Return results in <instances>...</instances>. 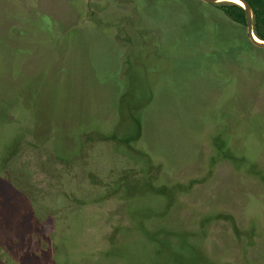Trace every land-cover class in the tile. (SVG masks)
Listing matches in <instances>:
<instances>
[{
    "label": "rangeland",
    "instance_id": "1",
    "mask_svg": "<svg viewBox=\"0 0 264 264\" xmlns=\"http://www.w3.org/2000/svg\"><path fill=\"white\" fill-rule=\"evenodd\" d=\"M221 15L201 0H0V128L22 140L0 141L18 147L0 164L2 240L28 214L24 229L59 243L41 264L264 263V50L247 77L224 65L249 46L219 45ZM42 155L63 190L55 211L29 194V213L20 196L44 187L23 160Z\"/></svg>",
    "mask_w": 264,
    "mask_h": 264
},
{
    "label": "trees",
    "instance_id": "2",
    "mask_svg": "<svg viewBox=\"0 0 264 264\" xmlns=\"http://www.w3.org/2000/svg\"><path fill=\"white\" fill-rule=\"evenodd\" d=\"M246 1L249 3L251 7V11H252L253 34L259 40L264 41V0H246ZM211 5L217 8L219 12L222 14L219 20L217 21V27L215 28L214 26V29L218 31L219 45L225 47L224 41L228 42L227 44H236L238 42L244 41V43L248 44L249 46L248 51L242 50L241 52H239L236 56L232 58L227 57L226 54L221 52L219 48L220 60L224 63V65L233 67L235 69V72L238 75H241L240 77L249 76L250 73L254 70V68L252 67H255V66L257 67L256 63L252 64L251 66V59L254 58L252 56V53L258 50H264V49L257 48L249 42L247 35H246V20H245L244 9L239 4L234 3L232 1H222L218 3H213ZM223 35L224 37H222ZM228 39H231V41H228ZM256 92L257 93H254V94L258 95V90H256ZM138 109H142V106H139ZM138 109L134 111L135 113H137V115H133L134 118H138V121L134 120V123H136V125L138 126V130H137V133L131 131L133 135H136V136L140 135L141 126H142L141 121H140V115H139L140 111H138ZM2 121L3 123L1 124V128H0V141L9 142L10 140V141H13L15 144L18 141L21 142L22 140L19 137L18 133H14V135L8 137L7 128L12 127L11 123L8 119L2 120ZM15 123L19 125L17 119L14 120V124ZM18 131H20V129ZM132 140L133 138L124 139V143L126 145H130L131 143L129 142H131ZM16 147H17L16 145L12 146L10 144H5L4 146H0V149H1L0 162L1 161L3 162V159H6L7 157L11 156L10 150H15ZM3 152L4 154L2 155ZM238 156L239 155L237 156L230 155V153L228 152L225 154V156H223V158L227 157L226 159L230 160L234 168L238 170H243L245 173L251 174L252 171L246 168L245 164H239V163L234 162ZM239 157L243 158L245 156L242 155ZM183 238L185 241L184 243L190 246V244H188L187 242L188 240L184 236ZM248 245L252 246L253 244L248 243ZM169 250L171 251L170 253L172 256L179 255L180 254L179 252L182 251L181 249L179 250L177 247H175L174 249L170 248ZM186 254H190L193 257H196L197 259H201L205 261V259L199 257L198 254L194 253V251L192 253L191 251L187 252ZM172 259L174 261L173 262L174 264H179L177 261L174 260V257H172ZM260 263L264 264L261 260H260Z\"/></svg>",
    "mask_w": 264,
    "mask_h": 264
},
{
    "label": "flooded vegetation",
    "instance_id": "3",
    "mask_svg": "<svg viewBox=\"0 0 264 264\" xmlns=\"http://www.w3.org/2000/svg\"><path fill=\"white\" fill-rule=\"evenodd\" d=\"M23 131L25 132V134L28 133L25 128ZM25 142H23V144ZM49 154H51V152H49ZM46 158L47 157H45V155L38 156V159H36V157L33 158L32 156L24 157L23 165L25 166V171H26L25 178L28 175V171H27L28 169L35 170L34 177H36V180L38 179L40 181L41 186H43L44 188L36 190V193H34L33 190H29V188H27V190L25 191L26 193H23V195L20 196L19 204L23 205L22 202L24 198L28 197L29 194L30 195L35 194L38 207L41 206L40 208L43 210L44 207L42 204L46 201V204L44 203L45 206L51 207L55 211V204H54V200L56 198L55 196L58 193L60 194L62 193L61 191L63 190L62 188L63 186L58 181V179L50 175L51 174L50 171L52 169H48V170L44 169V171H42L41 167L44 164L42 160L43 159L45 160ZM5 161H8V160L3 159L2 165L5 163ZM32 164H35L36 167L33 166ZM52 168H54V166ZM67 169H69V167ZM68 172H70V169L68 170ZM58 174L62 175L63 178L67 176V175H63L60 173ZM0 176H2V174H0ZM72 177H73V174H72ZM9 201H10L9 207H12L13 204L15 205V203H12L14 201L13 199H9ZM3 205L4 204H1V201H0L1 209L2 207L3 208L7 207V206L4 207ZM33 205L34 204L32 203L30 205H26V206L23 205V206H24V209L26 208L25 210H28V212L30 210V212L33 213V211L35 210V212L37 213L38 212L37 207ZM44 209H47V208H44ZM1 212H0L1 216H6L7 211H4V212L1 211ZM19 221H16L15 223L12 221V222H9V224L7 222L6 225L3 226L4 229L10 228V229L17 230V234L15 236L10 237V239L8 240H2L0 237V264H41L43 263L44 257L46 258L51 257V260L55 259L60 251L58 240H56L57 243H55L54 242L55 240L53 241L52 238L49 237V232L47 233L48 235L43 237V239H41V237L39 238L38 232H36V230L34 231V230L29 229L33 226H29L32 223L29 224L30 221L28 218V214L22 215ZM23 223L27 227L29 226V228L24 229ZM64 254L66 253L64 252Z\"/></svg>",
    "mask_w": 264,
    "mask_h": 264
},
{
    "label": "water",
    "instance_id": "4",
    "mask_svg": "<svg viewBox=\"0 0 264 264\" xmlns=\"http://www.w3.org/2000/svg\"><path fill=\"white\" fill-rule=\"evenodd\" d=\"M201 1L206 3V4H213V3H218V2H222V1L234 2L233 0H201ZM237 1L238 2H234V3L239 4L244 9V12H245L246 35H247L249 42L257 48L264 49V41L259 40L253 34L252 11H251V7H250L249 3L246 0H237Z\"/></svg>",
    "mask_w": 264,
    "mask_h": 264
},
{
    "label": "bare ground",
    "instance_id": "5",
    "mask_svg": "<svg viewBox=\"0 0 264 264\" xmlns=\"http://www.w3.org/2000/svg\"><path fill=\"white\" fill-rule=\"evenodd\" d=\"M234 2H238L237 0H233Z\"/></svg>",
    "mask_w": 264,
    "mask_h": 264
}]
</instances>
